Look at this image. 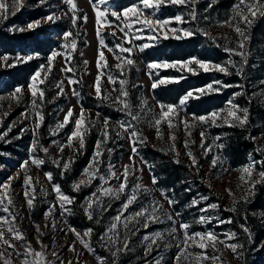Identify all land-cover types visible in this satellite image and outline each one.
<instances>
[{
  "label": "rangeland",
  "instance_id": "obj_1",
  "mask_svg": "<svg viewBox=\"0 0 264 264\" xmlns=\"http://www.w3.org/2000/svg\"><path fill=\"white\" fill-rule=\"evenodd\" d=\"M27 5L20 12L16 14L19 15L22 12H30L39 10L44 13V15L40 16L39 20L52 12H56L57 14H63L64 12H68V17L71 16V12L68 11L69 6L67 4L62 3V0H48L47 4L36 6L37 0H26ZM77 4V16L82 18L83 20V30L85 32L84 42L85 45L81 46L80 44V33L77 30V25L73 27L70 23L68 17H64L61 20L57 21L55 24L53 23H42L40 27L36 28L34 31H25V32H13L9 31L10 27H24L26 24L32 21H26L24 23H14V19L16 16H9V19L0 23V29L9 33H29V32H37L40 29L46 30L45 38H49L54 45L53 48L49 51V54L45 57L28 53L26 55H19V57H27L32 56L33 59L27 61L26 63L32 62L34 60L37 61L38 67L34 71V73L40 69L41 65H45L48 63V57L51 55L53 51L62 50L61 45L63 44V33L72 31L73 35L77 38V50L72 53L70 58L71 67H73V72L64 73L61 71L64 68L65 62L63 56H59L53 62V68L51 73L47 75V80L44 84H38V87L44 89L45 97L44 104L42 108V114L44 115V121L40 125L38 132L36 134L32 131L33 119L34 117L30 116L28 119H23L21 117V113L28 112L31 113V97L27 93L28 86L30 84V78L34 74L30 76V78L21 85H17L14 88H9L7 85V78L3 73L16 67L19 64L25 63H17L14 67H8V64H12L15 61L14 57H9L7 62L0 59V119H2V126H0V132L5 131L8 126L13 125L12 130L8 132V135L4 138V140H0V184H4L7 182L10 176H15L19 173L18 178L12 180L11 188L9 190V195L11 196L13 203L16 207L13 209L10 206V211H12L16 215L15 225L26 235L27 241L31 243L32 247L37 251H41L40 245L36 242V236L39 235L37 233L35 226H40V231L44 233V235L40 236V240L44 245H47V252L49 253L48 259L54 260L55 264H60V261L63 260L65 264L68 261H72V264H99L97 257L106 258V264H147L148 261H152L155 264V261L163 256L162 264H177L176 257L180 252V248L177 247L180 239H182V232L179 229V223L185 222L191 225L190 232H206L212 231L214 232L220 240L224 241L223 244L218 243L217 248L219 251L214 252L212 248H208L207 255L209 257L216 255L220 256L221 261L225 262V264H241V258L237 259L234 257V254L226 247L227 244L231 243H239L242 244V236H240L238 228L242 230L241 226L244 225L242 221L238 224L234 223V219L232 215L229 213L238 214V206L241 203H249L251 202L255 196L257 195V187L259 185H263L264 182L256 184L255 188L252 190L254 192L253 195H249L247 198V202H245L242 197L246 194L245 186L242 185V181L239 177L243 174L240 170L245 166L249 165L251 161H259L264 160V122H257L254 127L249 126L250 119L253 116L251 113V108L255 107V112L262 113L264 115V33L262 32H252L253 26L255 22L252 24L250 28V39L247 42L246 48L248 51V62L244 68V75L240 76L236 73L235 69L229 67V71L231 74L225 75L218 71H208L204 72L200 70L197 74L208 73L212 74V81L209 84H213L214 88H220V92L212 93V94H223L228 89H234V93H240L242 89L245 94H241L235 97L234 103L238 104L240 108H248L249 109V121L248 124L241 128L239 126H228L227 124H222L220 127H208L207 125H197L196 127L191 129V136H188L186 132L183 130V126H180L176 129H169L166 124L160 125V130L163 134V138H157V130L152 127L149 121H151L154 116L158 115L160 109L158 104L161 103L157 101L154 96V92L151 89V84L154 80H158L160 78H179L185 77L188 75H197L192 74L187 71H179L176 68H160L153 70L154 74L150 78L148 75L147 65L152 62L156 63H173V62H183L187 60H177V61H169V60H155L152 62H145L142 58V54L145 53L152 47L158 46L162 44L164 41L175 40V41H183L190 38L177 40L174 38L163 39L162 36L159 39L152 41L153 46L147 48L144 52L139 53L134 49L133 58L136 63L132 66L125 67V75H120V70L115 67L117 60L114 59L113 54L108 51L107 48H104V54L107 59V69L106 72H110L114 77L119 79H127L126 88L129 92V99L133 106L134 114L139 112V106L141 101H147V107L144 111L139 112L141 116V120L139 122H133L136 124V129L141 133L142 137H146V143L144 145L137 144L139 155L135 157V164L143 169V172H136L134 176H129L128 181V189H132L135 185H143L150 189L149 192H144L143 188H141L138 194V200L136 203L131 205L126 212H124V216L121 217V223L117 225V234H118V246L123 242L125 238V229L123 227L124 217L130 216L132 213L139 211L141 208L148 207L153 200H159L163 204V209H161V219L162 223H149L147 228H144L143 225V217H138L137 219L140 221L139 223L136 220L131 221L129 224V229L131 231H136V235H131L129 233L128 238V247L131 249L130 251L122 252L118 255V257L112 256V251L114 250L111 245H108L107 248L101 247L102 242L100 237L106 232V230L113 223V217H115L121 211V205L124 203L126 196L122 195L119 199H112L110 197H103L104 207L108 208L107 211H102L97 209L95 205H93V220H89L91 226L86 228H79L71 224V219L75 218L73 213V205L76 202V199L72 205L69 207L72 209V214L68 215L67 213L61 214L59 208H57L55 213L56 220V228H52L51 219L45 220V212L47 211L50 204L55 203V193L52 191V184L54 180L49 183L45 177L46 172H51L50 170L57 169L61 172V169L56 167V165L52 162L53 160H60L61 154L58 152L57 146L52 143V141H57L60 144H64L67 141V136L73 129V124L69 123L67 127L59 132L58 135H52L51 133L55 130L58 123L62 122L64 116L69 109V107H74V117L79 113V108L81 104V94L79 102L75 96L71 94L70 86L67 84V78L73 77L81 80L82 87H85L91 96L93 95V89L91 85L95 81L98 69H97V58L98 51L100 49L99 45V37L96 34L97 27L102 28L101 35L107 44L108 48H114L116 44L121 43L120 36L122 35L119 31H117L116 36H112L110 33L113 31V28L103 26V18L102 24L97 25L95 9L93 4L96 3V0H75ZM239 3V0H197L195 3V12H196V20L191 21L190 23L180 24L178 25L175 21H173L170 25L171 28H190L194 32H196L195 36L206 37L212 42L217 43L223 51V47H235L236 41L239 39L237 33L234 31V28L227 26L224 24L225 21L229 20L233 16V6ZM136 3L134 5H137ZM133 6V5H132ZM101 10H104L105 6H99ZM193 5H166L162 6L159 11L156 13L154 18L158 19H166L175 17L177 15H182L185 20H189V13L192 10ZM243 9V5L241 6ZM108 14L106 19L113 23V27L116 24H119L115 17L110 15L112 10L121 11L117 9L114 4V0H108ZM123 10V9H122ZM152 10H145L146 14H151ZM87 16V21L85 22L83 17ZM258 17V15H257ZM79 20V19H78ZM77 20V22H78ZM35 21V20H34ZM135 27H139V25H135ZM243 28L244 25L241 24ZM203 30V31H201ZM163 31H168L165 29ZM209 33L215 40L210 39L208 35L204 33ZM78 33V35H77ZM149 31L145 29L143 38L140 40L134 41L136 45L148 43L147 37L149 35ZM131 35V34H130ZM159 35V33L157 34ZM170 35V33H169ZM192 38V37H191ZM71 39V38H70ZM125 47L130 46L129 44H125ZM118 51V49L116 50ZM229 56V53L223 51ZM82 53V55H81ZM127 55V54H125ZM5 56L4 53L0 51V57ZM199 59L198 57H192ZM230 57H228L225 61L216 64L226 65L227 61ZM191 59V58H190ZM231 59L235 60L237 64H239L241 58L239 56H232ZM87 60L88 64L85 65L84 61ZM201 60V59H199ZM204 61V60H201ZM212 62V61H206ZM215 63V62H212ZM192 67H196V65H192ZM158 72V75L155 73ZM44 73H42L43 77ZM223 77H221V76ZM236 75L238 80L235 83H229V79ZM182 78V79H183ZM182 79H178V82ZM59 80H64L65 83V92L66 95L60 96L58 99L56 98V93L58 89L55 87V83ZM215 81H222L223 85H231L230 87H223L221 84L214 83ZM177 82L167 83L166 85H162L157 87L155 90L160 89L162 87H166L170 84H175ZM207 84V85H209ZM206 85V86H207ZM22 86L25 89V92L20 99V102H15L11 97L13 90ZM206 86L202 88H206ZM76 87V86H75ZM101 87L102 91L110 94L112 99H115L117 96V92H114L113 85L107 82L106 77L101 79ZM115 87L119 88V84ZM77 88V87H76ZM200 89V88H199ZM78 91V89H77ZM210 94V95H212ZM233 94L230 96V99H233ZM209 96V95H203ZM184 97V96H183ZM182 97V98H183ZM181 100V99H180ZM193 99H189L186 107L183 111H180V116H188L191 117L193 113L188 112V108L190 102ZM102 102V101H101ZM39 103V99H38ZM107 105L111 104L109 102H103ZM178 103L173 105H178ZM167 105V104H165ZM228 107L226 104L219 109L213 110L217 111L220 109H224ZM151 109V111H149ZM211 111V112H213ZM210 112V113H211ZM7 113V115H5ZM99 113L96 110H90V114L92 119L96 118V114ZM209 113V114H210ZM261 114V115H262ZM100 120L97 121L96 126L91 128L90 133L85 137V147L79 152H73L71 148H65L63 152L64 160L68 158H72L74 163H77L79 157L87 158L86 164L80 168L78 166H74V163H71L68 172L72 175L70 187L73 190V183L83 179L81 174L84 172L85 168L89 165L93 154L96 150V144L98 140H102L100 132L102 129L100 128V122L103 121L105 117H103L100 113ZM196 115V114H195ZM208 115V114H205ZM202 116V115H196ZM129 117H125L120 120H127ZM117 121L110 120V130L116 129L119 131L117 127ZM218 123H220L218 121ZM21 129H28L27 131L21 134ZM201 130H205V135L207 139V144H212V141L215 137H220V140L216 141L217 144H223L224 148L218 149L213 147V151L204 154V150L200 147ZM175 132L176 141L175 148L176 151L179 152V164H183L187 171L182 170L181 176H179L180 183L177 184L179 192L176 194L170 193L165 188H162L158 183L155 185L151 182L152 175H157L153 169V162L151 158H147L145 156L146 145L149 144L152 148L157 150L158 152L169 156V159L174 162L177 158L174 153L171 151L172 141L169 140V135L171 132ZM247 138L251 140L254 144V148L250 151L245 160L242 163L236 164L230 156L229 144L231 139L235 133H244ZM20 138H17V137ZM255 139H252V138ZM38 141L37 150L35 153H32L30 150V146L33 141ZM11 141L10 143H6L5 141ZM185 140L189 141V149L193 152L198 160L197 167L199 171L196 169H191L189 167L190 161L186 156V151L189 149H185L184 142ZM194 141V143H192ZM90 143V147L88 144ZM48 148V153L45 154L41 147ZM207 146V145H206ZM103 148V163L100 166V173L107 176V166L109 163L115 165V170L117 174L122 171V165L130 164L132 161L129 160V157L132 155V147L129 142L128 134L124 133V138L120 139L115 136V133H111V139H109L107 145L102 146ZM112 149L111 154L108 153L107 149ZM35 155L40 159L45 160V164L36 167L30 166V170L28 175L33 177V183L35 184L36 179H39V184H36V200L35 207L33 209H28L25 203L24 198V173L21 171L20 165L23 161L28 160L30 156ZM214 155H220L223 160V166L221 167L218 163L215 168L211 167V161ZM141 157L144 161H147V165L141 162ZM150 160V161H149ZM64 161L61 160V163ZM175 163V162H174ZM177 164V163H176ZM149 166H151V171L149 170ZM188 170L190 172H188ZM260 171H264V167H261L259 164L256 165L255 171L253 172V178H256V174ZM245 178H247L246 174ZM101 184L99 179H96L92 182L91 186L84 187L81 186V189L77 193H83V198L81 200V208L85 214V206H86V198L89 197L93 192H96L98 186ZM211 185L209 188L208 185ZM108 186H118V181L113 179L110 180ZM43 188L44 192L41 191ZM187 189H190L187 190ZM226 189L232 190V195H229ZM165 191L169 197L177 201L171 208L166 200L161 196V191ZM2 191V190H0ZM74 191V190H73ZM76 192V191H74ZM65 193V192H64ZM66 194V193H65ZM68 195V194H67ZM100 193L97 192V196ZM70 196V195H69ZM201 197H208L206 201H201L198 206H192V201L200 200ZM234 199L236 203L234 204ZM264 199V196H263ZM216 203L219 205L217 209H209L207 212H201L200 209L205 208L208 204ZM232 207L236 208L235 212L226 210L231 209ZM149 211L151 209L149 208ZM167 211L173 215L175 219H177V223L175 227L177 228V233L173 235H169V230L173 226L172 221L168 220L163 213ZM179 213V217H176V213ZM228 213V214H226ZM252 216H254L255 221H257L259 228L264 231V207L263 208H252L250 210ZM86 215V214H85ZM201 215L213 217L210 223L208 224H200L197 223L198 218ZM8 216V213L0 211V217ZM87 217V216H86ZM215 217H219V220L227 221L231 218V223H219ZM9 220L11 217H8ZM99 218V223H96L95 220ZM66 221V223H65ZM48 227H45V225ZM135 225V227H133ZM7 226H5L6 228ZM71 227L76 229L77 232L83 234V232L92 228V236H91V246L94 249V252H89L84 249L83 246L76 240V237L68 232L65 235V231ZM63 228L65 231H61ZM138 229V231H137ZM155 232H162L164 234L163 241H157L160 244L159 248H156L153 245V251L150 254H145L146 243L143 241V237L146 235H151ZM231 233H235V239H228V235ZM111 235V233H109ZM5 239H11L10 234L5 232ZM87 239V238H86ZM16 244V247L19 249L21 253L24 252V248L21 246L22 242H17L15 240L11 241ZM75 243L76 244V252H72L68 250V245ZM191 244V242H189ZM167 245V247H165ZM251 243L249 244V264H264V237L259 243H256L253 247H251ZM6 246L0 244V251H2ZM55 250L59 259H56L50 255V253ZM99 251L103 252V254L99 253ZM188 251L192 254L200 253L202 250L196 246L189 247ZM238 251H243L238 249ZM79 253V255H77ZM5 257L11 258L12 264H20V261L23 259V256L17 257L14 253H12L11 249L4 252ZM32 259V257H29ZM0 264H4L3 260H0ZM179 264H196V261L189 258L188 261L184 260L181 257ZM202 264H218V262H213L211 260L203 261Z\"/></svg>",
  "mask_w": 264,
  "mask_h": 264
},
{
  "label": "snow or ice",
  "instance_id": "obj_2",
  "mask_svg": "<svg viewBox=\"0 0 264 264\" xmlns=\"http://www.w3.org/2000/svg\"><path fill=\"white\" fill-rule=\"evenodd\" d=\"M48 0H37L36 6H41L47 4ZM197 0H140L139 4L130 6L126 9L121 11L112 10L110 15L115 17L119 24H116L113 27V23L106 19L108 14V0H96V3L93 4L95 9V16H96V23L97 25L102 24L103 18V26H107L113 28L111 31L112 36H116L117 31H119L122 35L120 36L121 43L116 44L114 48H108L107 44L101 35L102 28L97 27L96 34L99 37V45L100 49L98 51V58L96 61L97 64V75L95 81L91 85L93 89V95L97 100L102 102H109L111 101L110 106L116 108L117 111L124 113L126 117L130 119L117 121V127L119 131L115 128L111 129L110 126V118L105 117L102 122H100V128L102 131L100 132L102 140H98L96 144V150L93 154V157L89 163V165L85 168L84 172L81 174L83 179H80L77 182L73 183V190L79 192L81 186L89 187L91 186L92 182L96 179L101 181V184L98 186L96 192H93L89 197L86 198V206H85V214L89 220H93V205L96 206L97 209L102 211H107L108 208L104 207L103 204V197L107 196L112 199H119L122 195L126 196L124 203L121 205V211L113 217V223L110 227L106 230V232L100 237L102 242L107 241L105 243H101V247L107 248L108 245L114 249L112 251L113 257H118V255L122 252L130 251L128 247V238L129 233L131 235H136V231H131L129 229V224L131 221L136 220L137 223L140 221L137 219L138 217H143V227L147 228L149 223H162L163 220L161 219V209H163V204L159 200H153L148 207L141 208L139 211L132 213L130 216L124 217L123 220V227L125 229V238L123 242L118 246V234H117V225L121 223V217L124 216V212L128 210V208L137 202L138 194L143 188L144 192H149L150 189L143 186V185H135L132 189H128V181L129 176H134L136 172H143V169L140 168L135 164V157L139 155V150L137 144L144 145L146 143L147 138L142 137L141 133L137 131L136 124L133 123L139 122L141 120V116L139 112L144 111L147 107V101H141L139 106V112L134 114L133 106L129 99V92L125 87L127 84V79H119L114 77L110 72H106L107 69V59L105 57L104 48H107L109 52L113 54V57L118 62L116 63L115 67L120 70V75H125V67H129L136 63L135 59L133 58L134 49L136 52L142 53L147 48L152 47V41L159 39L160 36L163 39L174 38L177 40H182L186 38H191L196 35L190 28H171L170 25L173 21H175L178 25L190 23L191 21L196 20V12H195V3ZM62 3L67 4L69 6L68 11L71 12V16L68 17V12H64L62 15L57 14L56 12H52L51 14L32 22H29L24 27H10L9 31L13 32H25V31H34L36 28L40 27L42 23H53L55 24L57 21L61 20L64 17H68L70 23L73 27L77 25V20L80 17L77 16V4L75 0H62ZM191 4L193 5L191 12L188 14L190 19L185 20L182 15H177L175 17L166 18V19H158L154 18L156 13L162 6L166 5H186ZM243 5V9L242 6ZM99 6H105L104 10L102 11ZM29 7L27 5L26 0H0V23L9 19V16H16L18 12L22 9ZM152 10L151 14H146L145 10ZM233 16L224 22L229 27L234 28V31L237 33L239 39L236 41L235 47H223V51L229 53V60L227 61L226 65L216 64L212 62L201 61L196 58H191L188 61L183 62H173V63H156L152 62L147 65L148 68V75L151 78L154 74L153 70L160 69V68H176L179 71H187L191 72L192 74H197L200 70L204 72L208 71H218L225 75L231 74L229 71V67L235 69L236 73L240 76L244 75V68L248 62V51L246 48L247 42L250 39V28L252 24L255 22L257 15L264 16V0H239V3L233 6ZM84 21H87V16L83 17ZM241 24L244 27H241ZM135 25H139V27H135ZM145 29L149 31V35L147 37L148 43L136 45L134 41L140 40L143 38V34ZM168 29V31H163ZM203 31V30H201ZM159 33V35H157ZM170 33V35H169ZM131 34V35H130ZM208 35L210 39L215 40L209 33H204ZM78 35V33H77ZM71 38V39H70ZM63 44L61 45L62 50L53 51L51 55L48 57V63L45 65H41L40 69L37 70L30 78V84L28 89L26 90L27 93L30 95L31 100V113L24 112L21 113V117L23 119H28L30 116L34 117L33 119V126L32 131L34 134L38 132L40 125L44 121V115L42 114V108L44 104V97L45 91L44 89L38 87V84H44L47 80V75L51 73L53 68V62L56 60L57 57L63 56L65 67L61 69L62 72L68 73L73 72L74 69L71 67V56L77 50V38L73 35L72 31H68L63 33L62 36ZM125 44H129L130 46L125 47ZM219 46V45H218ZM118 49V51H116ZM127 54V55H125ZM82 55V53H81ZM232 56H239L241 58L239 64L233 59ZM3 61L7 62L9 57L7 55L0 57ZM32 56L27 57H19L15 58L14 63L8 64V67H14L17 63H26L27 61L32 60ZM84 64L87 65L88 61L85 60ZM192 65H196V67H192ZM42 73H44L42 77ZM158 75V72L155 73ZM106 77L107 82L113 85V91L117 92V96L115 99H112L110 94H107L102 91L101 87V79ZM183 77L179 78H160L158 80H154L151 84V89L155 91V89L159 86L166 85L167 83L178 82V79H182ZM216 84H221L223 87H230L231 85H223L222 81H215ZM264 83V81H261ZM67 84L70 86V91L73 96H75L79 102L80 99V92L77 91L75 86L81 84L80 79H76L73 77L67 78ZM119 84V88L115 87ZM55 87L58 89L56 93V98L58 99L60 96L66 95L65 92V83L64 80H59L55 83ZM25 89L22 86H18L13 90L12 99L19 103L20 99L22 98ZM220 92V88H214L213 84H209L206 88L194 89L190 90L185 94L183 98L179 101L178 105L173 104H163L159 103L158 107L160 112L158 115L154 116V118L149 121L152 127L156 128L157 130V138H163V134L160 130L161 124H166L169 129H176L180 126H183V130L186 132L188 136H191V129L196 127L197 125H207L208 127H220L222 124H227L228 126H239L241 128L245 127L249 121V109L248 108H240V106L234 103V99L236 96L245 94L244 90L240 93H234L233 99L227 101L228 107L224 109H220L217 111H213L208 115L196 116L192 114L191 117L187 115L184 117L180 116V111H183L186 107V104L189 99H199L203 95H210L212 93ZM39 99V103H38ZM151 111V109H149ZM7 115V113H5ZM74 107H69L67 110L64 119L62 122L58 123L55 130L51 133L52 135H58L61 130L68 126L69 123L73 124V129L67 136V141L64 144H60L57 141H52L54 145L57 146L58 152L61 154L60 160H53L52 162L56 165V167L61 169V176L65 172H67L70 168L71 163H74L72 158H68L64 160L63 152L64 149L71 148L73 152H79L85 147V137L90 133L91 128L96 126L97 121L100 120L99 113L96 114V118L92 119L90 110L85 109L82 104H80L79 113L75 116L74 119ZM218 121L220 123H218ZM0 126H2V119H0ZM13 125H9L5 131L0 132V140H4V138L8 135V132L12 130ZM28 129H21V134ZM115 133L117 138L123 139L124 133L128 134L129 142L132 147V155L129 157V160L132 161L130 164L122 165V171L117 174L115 170V165L109 163L107 166V176L100 173V166L103 163V148L102 146L107 145L109 139H111V133ZM201 143L200 147L204 150V154L213 151V147L218 149H223L224 145L217 144L216 141L220 140V137H215L212 141V144H207V139L205 135V130H201L200 132ZM17 138H20L19 136ZM252 139H255L254 137ZM169 140L172 141L171 151L177 157L174 162L179 164V152L176 151L175 148V141L176 135L175 132H171L169 135ZM6 143H10L11 141H5ZM194 143V141L192 142ZM207 145V146H206ZM38 141L34 139L33 143L30 146V150L32 153H35L37 150ZM41 150L47 154L48 148H44L42 146ZM185 149H189V141L185 140L184 142ZM108 153L111 154L113 151L112 149H107ZM186 156L188 157L190 164L189 167L191 169H196L199 171L198 160L193 152L189 149L186 151ZM61 160L64 162L61 163ZM141 162L147 165V161H144L141 157ZM223 166V160L221 159L220 155H214L211 161V167L215 168L217 164ZM45 164L44 159H40L35 155L29 157L28 160H25L21 163L20 168L21 171L24 173V198L25 203L28 209H33L35 207V200H36V184H39V179H36L35 184L33 183V177L28 175L30 170V166L40 167ZM259 164L261 167H264V160L259 161H251V163L240 171L243 174L239 179L242 181L241 186H245V192L247 195L242 197V199L247 202V198L249 195H253L254 192L252 191L256 184L264 182V171H260L256 174V178H253V172L255 171L256 165ZM149 170L151 171V166H149ZM19 173L15 176H10L4 184H0V211L8 213V216L0 217V244L6 246L2 251H0V260H3L4 264H12L11 258L5 257L4 252L11 249L12 253H14L17 257L23 256V259L20 261V264H55L54 260H49L48 256L49 253L47 252V245H44L43 242L40 240V236L44 235L43 232L40 231V226L36 225V231L39 235L36 236V242L40 245L41 251H37L35 248L32 247L31 243L27 241L26 235L20 231V229L15 225L16 215L10 211L11 208H15L16 205L13 203L11 196L9 195V190L11 188L12 180L18 178ZM45 177L49 183L53 181V174L51 172H46ZM117 180L118 186H108L110 180ZM151 182L153 185L158 183L157 178L155 175H152ZM211 188V185H208ZM190 191V189H187ZM41 191L44 195H47L44 192L43 188ZM52 191L55 193V203L50 204L47 211L45 212V220L51 219L52 221V228H56V220H55V213L57 208H59L61 214L67 213L68 215L72 214V209L69 207L75 201V197L69 196L65 194L59 184H52ZM229 195H232L231 189H226ZM97 192L100 193L97 196ZM161 196L164 200L167 201L169 208H171L177 201L172 199L167 195L165 191H161ZM208 197H201L200 200H193L192 206H198L201 201H206ZM234 204L236 203L234 199ZM149 208L151 211H149ZM219 205L216 203L208 204L205 208L200 209L201 212H207L209 209H217ZM232 212L236 211L235 207L231 209H226ZM164 216L170 221H172V227L169 230V235H173L177 233V228L175 227L177 223V219L173 217V215L167 211L163 213ZM176 217H179V213L177 212ZM8 217H11L9 220ZM213 217L201 215L197 223L200 224H208L211 222ZM219 223H231L232 220L229 218L227 221L219 220V217H215ZM96 223H99V218L95 220ZM66 223V221H65ZM5 226H7L5 228ZM45 227H48L46 224ZM135 227V225H133ZM191 225L185 222L179 223L180 232H182V239H180L177 247L180 248V252L176 257V262L179 264L181 257L184 260L188 261L189 258L196 261V264H202L203 261L211 260L213 262H218V264H225V262L221 261L220 256L213 255L209 257L207 255V249L210 247L213 249L214 252L219 251L217 248V244H223L224 241L220 240L219 237L212 231L206 232H190ZM243 232L248 236L249 240L252 238L251 230L245 226H241ZM61 231H65V229L61 228ZM138 231V229H137ZM5 232L10 234L11 239H5ZM68 232H71L75 237L76 240L83 246L84 249L88 250L89 252H94V249L91 246L90 240L92 236L93 229L88 228L86 229L83 234L77 232L76 229L69 227L67 231H65V235ZM111 233V235H109ZM87 238V239H86ZM164 234L162 232H155L151 235H146L143 237V241L146 243V250L145 254H150L153 251V245L156 248L160 247V244L157 241L164 240ZM235 233H231L228 235V239H235ZM15 240L17 242H22L21 246L24 248V252L21 253L19 249L16 247V244L12 243L11 241ZM191 242V244L189 243ZM196 246L200 248L202 251L197 254H192L188 251L189 247ZM69 251L76 252V244L72 243L67 246ZM167 247V245H165ZM226 247L230 249V251L234 254V257L240 259L244 256L243 251H238V249L242 250L244 248L243 244L239 243H231L227 244ZM50 255L56 259H59L58 253L53 250ZM79 255V253H77ZM32 257V259H29ZM99 264H106V258L97 257ZM163 256L155 261V264H162ZM60 264H65L63 260L60 261ZM67 264H72V261H68ZM147 264H153L152 261H148Z\"/></svg>",
  "mask_w": 264,
  "mask_h": 264
},
{
  "label": "trees",
  "instance_id": "obj_3",
  "mask_svg": "<svg viewBox=\"0 0 264 264\" xmlns=\"http://www.w3.org/2000/svg\"><path fill=\"white\" fill-rule=\"evenodd\" d=\"M140 0H114L115 7L117 9H126ZM39 10L22 12L16 16L14 23H24L28 21H34L44 13ZM77 30L80 33V44L85 45L83 30V20L80 18L77 22ZM252 32H263L264 33V16H259L256 19L255 25L253 26ZM46 30L40 29L37 32L29 33H9L0 29V51L5 55L16 58L19 55H26L28 53L38 54L43 57L49 54V51L53 48L54 43L45 38ZM192 57H198L204 61H212L220 63L225 61L229 56L222 51L217 43L212 42L206 37L195 36L183 41L168 40L162 44L152 47L142 54V58L145 62H152L155 60H187ZM38 63L36 60L19 64L16 67L3 73L7 78V85L9 88H14L17 85L24 84L30 76L37 69ZM1 76V73H0ZM221 76V75H219ZM223 77V76H221ZM238 78L233 75L228 81L229 83L237 82ZM212 81V74L201 73L197 75L185 76L181 81L170 84L166 87L155 90L154 96L157 101L163 104H176L180 99L185 96L187 92L194 89H199ZM78 91L81 94V104L85 109L96 110L103 117H108L113 121H120L126 116L124 113L117 111L115 107L107 105L95 97L91 96L85 87L77 85ZM234 89H228L223 94H212L209 96L200 97L199 99H193L190 102L188 112L196 115L209 114L211 111L222 108L230 96L233 94ZM252 117L250 119L249 126L254 127L257 122H264V115L259 112H255V107L251 108ZM262 114V115H261ZM90 147V143L88 144ZM145 156L153 162V169L159 180V185L165 188L170 193L179 192L177 184L180 183L179 176L183 171H187V168L183 164H176L166 156L149 144L146 145ZM254 144L244 133H235L229 144V154L233 161L242 163L245 160L246 155L252 151ZM87 158L79 157L77 163L74 166L82 168L86 164ZM150 161V160H149ZM53 174L54 183L59 184L62 191L66 194L75 197L76 202L73 205V213L75 218L71 219V224L79 227L86 228L90 227L91 224L87 219L81 208V200L83 193L74 192L71 187L72 175L67 171L61 176V172L57 169L50 170ZM188 172H190L188 170ZM257 195L251 202L241 203L238 206V214L229 213L234 219V223L238 224L240 221L247 226L252 233V238L249 240L248 236L243 230L238 228L240 236H242V244L244 245L243 252L244 256L241 258V264H249V244L253 247L256 243H259L264 237V231L259 228L257 221L254 216L250 213L252 208H263L264 207V184L257 187ZM228 214V213H226ZM103 254V252L99 251Z\"/></svg>",
  "mask_w": 264,
  "mask_h": 264
}]
</instances>
